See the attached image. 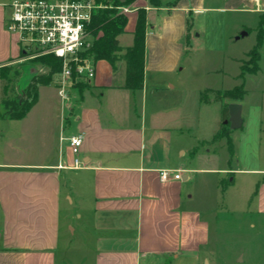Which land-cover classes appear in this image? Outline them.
<instances>
[{
    "label": "crops",
    "instance_id": "0c3cea01",
    "mask_svg": "<svg viewBox=\"0 0 264 264\" xmlns=\"http://www.w3.org/2000/svg\"><path fill=\"white\" fill-rule=\"evenodd\" d=\"M7 2L0 0V67L23 50L6 30ZM139 8L147 13L142 89L123 88L124 62L113 69L102 59L88 89L68 85L63 115L52 116L47 107L33 123L39 96L19 120L0 109V264L206 263L205 211L215 216V197L234 187L236 174L246 175V189H258L256 209L264 212V109L229 104L239 106L229 127L233 154L219 165L216 150L202 149L205 138L186 137L198 126L202 103L173 75L200 35L201 16L261 18L264 0H177L173 6L136 0L125 12V32H133ZM221 121L210 144L219 140L211 139ZM75 133L83 135L80 168H71L66 139ZM161 169L179 170L180 177L170 172L162 181Z\"/></svg>",
    "mask_w": 264,
    "mask_h": 264
},
{
    "label": "rangeland",
    "instance_id": "374dc122",
    "mask_svg": "<svg viewBox=\"0 0 264 264\" xmlns=\"http://www.w3.org/2000/svg\"><path fill=\"white\" fill-rule=\"evenodd\" d=\"M98 5L101 9L111 7V2L106 1V4L98 3ZM128 15L130 20L133 14L129 13ZM201 17L195 28L197 32H200V35L193 36L173 75L182 77L184 88L190 92L191 97L195 96V92L199 96V93L205 88H232L241 83L246 90L242 101H239L242 108L246 110L257 105L264 109V16L260 18L256 13H236L227 16L210 12ZM258 27L262 31L257 62L260 71L256 74L245 72L243 76H239L241 64L243 67H249L252 64V56L248 52L257 42ZM244 31L246 34L241 35ZM118 40L123 46L130 45L132 33L124 32L118 37ZM42 54L22 50L17 59L4 65L9 68L11 73L13 72V75L7 92L9 103L0 100L1 112H4L10 104L21 101L23 91L32 75L45 69L39 62V57ZM230 57H235V59L230 60ZM122 64L121 59L116 61V67ZM73 78L68 79L72 87L75 86ZM59 80L60 77L56 74L49 85L39 88V100L33 123L41 114L42 109L47 107L52 109V116L53 113L54 115L58 113L63 115L65 101L58 94ZM2 83L0 79V88ZM89 85L90 80L83 79L82 84L76 88L88 89ZM147 88L148 91L151 88L149 80ZM163 89H165V85H163ZM67 91H69L68 87L66 94ZM201 103L198 126L195 130H187L185 135L190 141H195L196 137L205 138L206 142L202 149L216 150L214 155L218 156L216 160L219 165L222 162L226 164V158L229 155L226 139H219L211 144L209 142L213 125L218 117L222 118L221 103L213 100ZM224 122L225 119L221 121V123ZM232 122L233 120L230 118L228 127ZM238 123L239 121L236 125ZM52 125L51 121L50 126L52 127ZM237 133L238 131H235L232 135L233 143L238 140ZM210 153L213 152L210 151ZM235 162L236 156L234 155L231 166H236ZM246 179L248 178L245 174H236L234 187L226 192L218 193L215 197V216H210L208 210L205 211V216L210 222V241L206 248L209 252L206 255L208 262L200 261L199 264H264V212L256 209L258 191L255 190L258 189H246Z\"/></svg>",
    "mask_w": 264,
    "mask_h": 264
},
{
    "label": "trees",
    "instance_id": "16d2710c",
    "mask_svg": "<svg viewBox=\"0 0 264 264\" xmlns=\"http://www.w3.org/2000/svg\"><path fill=\"white\" fill-rule=\"evenodd\" d=\"M106 1L111 2V7H104L93 10L91 20L86 27V30L92 37V43L88 50L84 53L90 57L94 62L97 60H106L116 68V61L122 60L124 62V83L123 88L133 91L140 90L144 82V53H145V31L147 25V13L144 8L137 10L134 30L132 32V41L128 46H122L119 43L118 37L125 32L127 24V16L122 11V7L131 6L136 0H94L98 3L106 4ZM153 6H160L166 4L169 6L175 5L177 0L163 1V0H148ZM257 42L248 52L252 56L251 66H241L240 76L245 72L256 73L259 69V48L261 45L262 31L258 27ZM39 62L43 64L44 70L42 72L33 74L23 91V98L19 102L10 104L2 113L9 119H22L31 107L36 103L38 96V88L40 86L49 85L54 76L60 71L61 60L57 56L46 53L39 57ZM13 72L9 68H0V79L3 82L0 88V100L9 103L7 99V92L9 83L12 80ZM75 86H80L83 82V77L74 75ZM84 86V85H82ZM246 90L243 85H237L230 89L219 90L205 88L199 94L201 102L208 103L211 100L221 103V119H225L224 123L214 133L212 141L225 138L228 142V152L231 156L233 154V147L229 137L230 128L228 127L229 104L231 102H239L243 99ZM211 94V97H210ZM240 128V127H238Z\"/></svg>",
    "mask_w": 264,
    "mask_h": 264
},
{
    "label": "built area",
    "instance_id": "2783aa9c",
    "mask_svg": "<svg viewBox=\"0 0 264 264\" xmlns=\"http://www.w3.org/2000/svg\"><path fill=\"white\" fill-rule=\"evenodd\" d=\"M6 6L9 8L6 30L16 35L23 50L51 53L60 58L58 94L63 99L70 85L68 79L74 75L87 80L94 78L95 62L84 53L92 43L86 27L93 10L99 7L94 0H9ZM121 9L125 13L129 7ZM66 139L73 155L71 168L82 167L78 156L82 133L69 135ZM170 172L174 173L173 178L180 177L179 170L161 169L160 179L167 180Z\"/></svg>",
    "mask_w": 264,
    "mask_h": 264
},
{
    "label": "water",
    "instance_id": "95a60500",
    "mask_svg": "<svg viewBox=\"0 0 264 264\" xmlns=\"http://www.w3.org/2000/svg\"><path fill=\"white\" fill-rule=\"evenodd\" d=\"M245 34H246V31L241 33V35H245ZM238 109H239V106L236 103H233V104L229 105V113H230L232 119H236L237 118Z\"/></svg>",
    "mask_w": 264,
    "mask_h": 264
}]
</instances>
